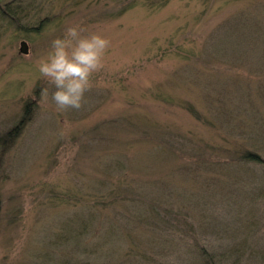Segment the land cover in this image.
Returning <instances> with one entry per match:
<instances>
[{
    "label": "rangeland",
    "instance_id": "374dc122",
    "mask_svg": "<svg viewBox=\"0 0 264 264\" xmlns=\"http://www.w3.org/2000/svg\"><path fill=\"white\" fill-rule=\"evenodd\" d=\"M8 4L18 11L0 13V264H195L202 249L217 254L208 264H264V165L240 159L249 149L264 160V0ZM246 13L243 58L218 30ZM72 24L110 45L82 107L59 112L37 63ZM117 193L136 200L110 205ZM96 200L109 206L91 221Z\"/></svg>",
    "mask_w": 264,
    "mask_h": 264
},
{
    "label": "clouds",
    "instance_id": "9594fccd",
    "mask_svg": "<svg viewBox=\"0 0 264 264\" xmlns=\"http://www.w3.org/2000/svg\"><path fill=\"white\" fill-rule=\"evenodd\" d=\"M85 32L79 24L65 27L37 63L41 76L55 89L51 98L59 112L82 107L93 74L103 67L110 41L99 32Z\"/></svg>",
    "mask_w": 264,
    "mask_h": 264
},
{
    "label": "trees",
    "instance_id": "16d2710c",
    "mask_svg": "<svg viewBox=\"0 0 264 264\" xmlns=\"http://www.w3.org/2000/svg\"><path fill=\"white\" fill-rule=\"evenodd\" d=\"M0 6H1V0H0ZM0 8V13L5 17L6 15H12L13 18L15 17V14H17L16 12L18 11V8L16 10L13 11V8H10V4L7 5L6 8ZM22 9L19 8V12L20 14L23 13V11H21ZM18 12V13H19ZM250 27H251V23H249V19L246 15L241 16V18H234V19H230L225 25L222 26V29H219L218 31L220 32L221 30L226 31L225 32V37L222 39L223 41V45H225L227 47V49L229 50V52H234L236 55H238V52H241L239 57H245V55L249 56V49L247 48V45L250 44L251 41V36L248 34L250 31ZM229 56H231L229 54ZM30 111V105L28 104L25 108L24 114L22 116V118L20 119V121L18 122V124L16 126H14L12 129H10L9 132L6 133L5 136L9 137L10 134L17 132L19 128H21V126H23V123L25 122V120H27L28 114ZM1 142V139H0ZM241 160L246 161V162H251V163H256L258 165H264V160L262 155L254 150H246L245 152H243V154L240 157ZM115 194L114 198H112L111 203H109L110 205L113 204L115 201H119L120 199L122 200H136V198H131V196H128L127 194ZM127 198V199H126ZM160 205L163 206V204H161L160 202H157L152 205V209L154 214L157 217H160L161 219H163L164 221H172L173 223V217L171 216V211L169 209V211L165 210V206H164V210L162 208V210H160ZM109 205L108 203H105L104 200H96L94 202V204H92V206L88 209V218L91 221H95L100 215V213H102L104 211L105 208H107ZM86 213V212H85ZM87 214V213H86ZM174 215V214H173ZM115 218V217H114ZM83 221H85V218L82 219ZM116 220V218H115ZM174 224L176 225V223L174 222ZM180 229V225L177 226ZM98 228H94L93 230L96 231ZM99 230V229H98ZM68 231V229H67ZM73 233V232H72ZM78 233V232H77ZM99 231H96L95 234H99ZM74 235V234H73ZM74 237V236H73ZM78 235L76 234L74 239H77ZM200 256H198L197 260L194 262L195 264H208L209 262L215 263V262H219L218 258H217V254L214 253L210 258L207 255V251L205 249H202V251H200ZM201 257V258H200ZM201 259H204V263L201 262ZM236 261L239 263V261L236 259ZM264 261V258H263Z\"/></svg>",
    "mask_w": 264,
    "mask_h": 264
},
{
    "label": "water",
    "instance_id": "95a60500",
    "mask_svg": "<svg viewBox=\"0 0 264 264\" xmlns=\"http://www.w3.org/2000/svg\"><path fill=\"white\" fill-rule=\"evenodd\" d=\"M30 50L29 43L26 40H22L20 42V52L24 54H28Z\"/></svg>",
    "mask_w": 264,
    "mask_h": 264
}]
</instances>
